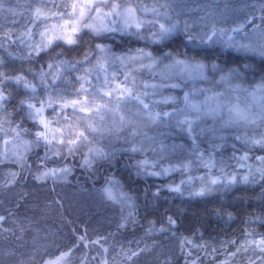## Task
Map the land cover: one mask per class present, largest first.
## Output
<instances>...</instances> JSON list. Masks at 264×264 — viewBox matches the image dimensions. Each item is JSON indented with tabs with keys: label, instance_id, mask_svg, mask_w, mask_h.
Instances as JSON below:
<instances>
[{
	"label": "trees",
	"instance_id": "16d2710c",
	"mask_svg": "<svg viewBox=\"0 0 264 264\" xmlns=\"http://www.w3.org/2000/svg\"><path fill=\"white\" fill-rule=\"evenodd\" d=\"M141 2L154 5L155 0ZM262 2L264 0H160L159 4L176 13L180 24L191 25L195 31L197 28V32L191 31L193 34L180 26L165 41L153 43L152 32L148 30L150 25L145 24L139 30V36L131 34L137 31L132 28L127 32L105 33L98 39L85 36L84 42L93 47L94 55H99L95 52V43L104 44L115 56H128L136 49H144L156 56L165 52L186 53L188 57L204 62L235 66L248 80H264V54L260 51L264 40L259 36L264 32V19H261L264 12L259 10ZM71 3L72 0H3L0 40L4 41V46L0 48V59L3 60L0 71L10 75L21 73L36 85L35 98H32V91L15 79L0 83L2 95L6 97L5 101H0L3 108L0 121L6 122L4 127L19 124L33 133L39 130L27 115V103L44 100L49 93L55 94L57 88L67 95L73 89L62 80L66 78L75 84V77L83 74L84 67H92H64L61 79L53 81L48 78V87H45L37 74L41 68L47 71V64L52 63L53 49L64 52L60 59L73 60L82 58L80 48L57 41L48 53L41 52L39 56L33 53L29 57L25 43L6 38L9 37L6 31L13 29L16 19L37 4L66 11L71 10ZM212 22L223 29L244 24V30L256 34L254 50L229 47L222 37L213 38L215 42H202L201 36ZM57 43L60 47H56ZM70 47L76 50L69 51ZM121 66L118 62L105 63L107 72L121 69ZM99 75L100 81L89 77L92 84L103 83V73ZM21 101L26 103L21 105ZM136 110L134 101L128 102L127 108L121 106L126 119H135L132 113ZM44 113L48 118L52 117V109L45 107ZM105 121L111 126L110 114L105 115ZM146 121V117L136 119L140 134L135 137L130 134L131 125L115 134L103 133L94 146L103 148L110 155L93 161L90 167L83 163L81 154L67 159L51 157L47 167L67 162L70 168L68 176L55 183L51 179L40 181L33 178L38 175L37 169L41 167L38 155L44 156L45 146L32 147L27 152L26 161L31 170L25 169L14 183L0 188V215L5 216L3 226L7 229L0 235V264H44L69 248L74 251L61 264H102L103 260H107V264H190L186 257L189 253L197 264H220L225 255L234 251L235 246L228 243L230 240H235L237 245L245 244V250L231 258L229 264H264V244H260L264 239V180L253 182L251 176L248 182L215 183L205 190V195L173 191L168 183L184 177L187 169L178 167L163 175H148L143 172L144 168L138 167V162L157 155L158 148L166 147L168 150L163 160H178L189 153L182 144L178 145V141L188 140V137L172 123L161 122L162 119L153 126H146ZM53 123L56 122L53 120ZM23 136L29 141L34 139L32 135ZM246 145L253 151V156L264 150L258 145L250 147L247 142ZM131 146L140 147L142 151H125ZM232 150L229 141L205 146V152L223 157L232 155ZM109 176L115 178L131 198V213H125L115 200L104 194L101 187ZM6 182L7 179H0V183ZM168 217L176 223L169 225ZM81 235L87 236V247L79 244ZM184 238L204 245V248H194L185 243ZM97 239L108 249L107 253L99 245H92L91 241ZM211 248H216L217 252L211 253ZM129 251H138L139 255L126 259L122 253ZM79 257L85 259L81 261Z\"/></svg>",
	"mask_w": 264,
	"mask_h": 264
},
{
	"label": "snow or ice",
	"instance_id": "6c2138e0",
	"mask_svg": "<svg viewBox=\"0 0 264 264\" xmlns=\"http://www.w3.org/2000/svg\"><path fill=\"white\" fill-rule=\"evenodd\" d=\"M159 3L160 0H155L153 7L149 9L141 0H135V4H133V0H72L70 5L71 11L67 13L68 19H63L60 25V34L55 32L57 27L55 24L52 25V35H48L47 32L39 31L38 29L36 33L40 37L38 41H31V29L23 34L31 41L25 45L29 49V57H31L33 53L36 56H39L41 52L48 53L49 48H52L53 44L57 41H62L63 44L68 46H76L81 50V59L65 60L60 59V57L64 56L63 51L57 52L53 49L54 54L50 55L52 63L47 64V71L41 68L40 72L37 74L40 83L45 87H48V78H51L53 81L61 79L63 76L62 68L64 67L76 68L78 65L81 67L92 65V67H84L83 74L75 77V84H72L71 81H68L66 78L62 80L63 83H67L69 87L73 89V91L69 92L67 95L64 94L63 90L57 88L55 94L49 93L46 99L39 101L40 107H37L33 103H27V115L35 122V125L39 129L34 133L30 129L21 127L19 124L15 125V127L9 124V127L6 128L4 127L6 122L0 121V140L3 141V144L7 145L9 143L8 140L4 139V137L8 135H11L17 141V144L13 145L11 155L8 154L7 150L0 151V163L11 159L13 163L18 164L22 169L30 171L31 169L27 166L25 153L31 150L32 147L44 145L45 153L44 156L40 158L41 167L37 169L38 175H34L33 178L40 181L51 179L52 182L55 183L58 179L66 177L70 169L67 167H47V162L51 157L63 156V158L67 159L68 157L81 154L84 157L83 163L90 167L93 161L97 159H106L110 155V153H106L103 148L94 146L95 142L103 133L115 134L121 128H127L131 125L130 134L135 137L140 134L137 131L138 125L136 124V119L143 120L144 117H147L149 123H155L161 119L162 115H171L168 112L161 114L155 111L154 106L157 103L156 101H152V107H150L149 103L145 102L144 97H146L148 93L140 90V87L137 85L135 73L143 69L153 70L157 65H160L161 67L158 74L162 83L143 84V88H151L155 92L158 88H181L180 83H166V81H169L173 76H181L182 79L207 80L208 77L205 75L206 69L210 68L213 72L218 70V65L215 63H205L202 60H197L195 57H188L186 53L165 52L162 56H156L152 52L145 51L144 49H136L135 55L115 56L111 54V49L104 44L95 43L94 49L99 55H94L93 47L84 42L85 36L98 39L103 37L105 33L114 31L127 32L132 28H135L137 31L131 34L137 36L141 35L139 30L145 24L155 26L159 23V21L155 19L160 15L159 8L156 7ZM160 6L165 7L166 5ZM64 7L67 8L69 5H64ZM0 8H3V0H0ZM137 9H139L140 13L145 15L151 11L153 19L145 20L139 18L136 15ZM259 10L264 12V2L259 4ZM9 11H11V9H9ZM54 15L63 18L65 12L61 11L54 13ZM111 17L119 18L122 27L117 29L110 26L115 25L117 22L116 19H109ZM39 19L40 14L39 10H37L35 20ZM45 19H47V17H45ZM261 19H264V17H261ZM35 20L33 23H35ZM176 27L177 25L175 23L167 27L164 24H159L158 30L152 33L153 43H161L168 39L175 32ZM207 27L208 31L201 36L202 42H215L213 38L218 40L220 37H226V42L229 47H235L245 51L254 50L251 44L241 43V39H253L247 32H244V24H238L236 27L230 29H223L217 28L215 22H212L209 23ZM186 28L187 25H185V29ZM229 33L242 35L233 36L229 35ZM259 36L261 40H264V32H261ZM6 38L10 40V37ZM191 38L192 37L189 36V39ZM17 39L20 40V43H25L24 39H21L19 35ZM3 46L4 41L0 40V48H3ZM56 47H60V45L57 43ZM75 50L76 48H69V51ZM260 51L261 54H264V43L260 44ZM93 60H95V64H93ZM165 60H167L168 63H164ZM102 61L105 63L118 62L125 67L126 70L123 72L122 79L119 83L116 82L117 78L115 73L109 74L106 70L105 63H102ZM2 64L3 60L0 59V65ZM53 69H55V71H53ZM220 71L223 70L220 69ZM99 73L104 74L103 83L92 84L89 77H94L97 81H100L101 76ZM230 75L231 73L221 76V81H227ZM5 78V73L0 71V83H2ZM15 80L23 82L26 88H31L33 93L32 98H35V85L24 80L22 76L15 77ZM213 99H215L217 103L214 108H209V113L211 114H215L221 109L218 97H208L203 102V107L208 108V101ZM5 100L6 97L0 94V101ZM169 100L175 103L176 98L165 97L162 102L168 103ZM131 101H135L137 106V110L132 113L135 119H126L125 115L121 112V106L127 108L128 102ZM183 101L185 104L184 111L191 109L197 114V118H199L202 105L193 103L187 92L183 96ZM25 103V101H21V105ZM45 107L52 109V118L55 120L56 124L59 125L58 127H51L52 121L43 118ZM69 109L71 110L70 112L67 111ZM2 110V104H0V111ZM229 112L234 113L236 119L248 120V116L236 105L229 108ZM108 114L112 117L111 126L105 121V115ZM262 119H264V117H262ZM180 123L186 125L185 130L191 133L194 123L193 120L186 118ZM22 135H32L34 139L31 141H24L22 140ZM250 143L259 145L261 149H264V136L259 140H252ZM18 146L22 147L23 151H20ZM125 151L138 152L142 151V148L131 146L125 149ZM234 159H237V164L240 168L247 169V174H241V181L248 182L249 176L253 177V182H256L257 179L264 180V156L255 157V159L259 161V164L255 166L246 163L249 160L247 153L242 154L238 158L234 157ZM155 166V163H150L148 160L138 162V167L144 169L149 167L154 168ZM208 166L215 165L210 162ZM167 171H169V169H162L161 172H147L146 174L161 175ZM224 175L225 177L231 176L229 183L236 182L235 173H225ZM17 176L18 173L10 171L8 173L10 179L6 183H0V188L7 187L8 184L14 183ZM218 182L219 178L210 181L212 184ZM172 190L179 192L180 188L176 187ZM105 192L109 199L117 198L112 194L111 190L106 189ZM193 194L205 195V188H201L199 192ZM130 199V197H124L125 202ZM5 219V216L0 215V235L7 230L3 226ZM167 222L169 225L176 223L171 217L167 218ZM160 230L163 231L165 229ZM78 241L79 244H83L87 247L88 238L86 235L79 236ZM184 242L191 244L194 248H204V245L193 243V241L188 238H184ZM91 243L94 247L99 245L104 253L108 252V249L103 247L99 239L93 240ZM228 243L235 246L234 251L225 255L224 260L221 261L220 264H229L231 258L245 250V244L243 243L237 245L235 240H230ZM79 244L76 245V247H78ZM260 244H264V239L260 241ZM73 251L74 248H69L66 252H60L54 259L47 260L44 264H61L62 261H65L71 256ZM140 251H143V249ZM216 252V248H211V253ZM122 255L130 260L133 256L139 255V252H123ZM79 259L83 261L85 258L79 257ZM93 259H95V257H93ZM113 260H115V257H113ZM102 264H107V260H103Z\"/></svg>",
	"mask_w": 264,
	"mask_h": 264
},
{
	"label": "rangeland",
	"instance_id": "374dc122",
	"mask_svg": "<svg viewBox=\"0 0 264 264\" xmlns=\"http://www.w3.org/2000/svg\"><path fill=\"white\" fill-rule=\"evenodd\" d=\"M145 5L149 9L153 7V4L145 3ZM160 5L161 4L156 5V7L159 8L160 12V15L155 18L159 21V23H157L158 27L150 25L148 28L150 32L154 33L155 31H157L159 28V24H164L167 27L175 23L177 25L176 28L180 26L185 28V25L183 23L180 24L175 12L173 14L171 13V10L167 9L169 8L168 6H166V8L161 7ZM56 9L58 8H48L43 4H37L36 6L32 7L28 13L23 15V17H18L16 19V22L13 23V29H8L6 31V35L9 36L11 40L14 39L16 41L18 40L17 36L19 35L21 39H24L25 44H27L31 41H38L40 39V37L36 34L38 29L39 31L47 32L48 35H52V25L54 24L57 26L55 32L60 34V25L62 24L63 19H68L67 13L71 10L69 8L66 11H63L65 12V16L63 18H60L54 15V13L61 12V9ZM37 10H39L40 14L39 20H35ZM136 15L139 18L145 20L153 19L151 11H149L145 15L140 13L139 9H137ZM45 17H47V19H45ZM109 19H116L117 21L115 25L110 26L118 29L122 27V23L119 18L111 17ZM34 20L35 23H33ZM237 25L238 24L234 26L231 25L230 28L236 27ZM187 27L188 28L186 29L188 32H197V28L195 31V29L191 25H187ZM29 29H31L32 33L31 41L28 39V37L23 35ZM244 32H247L253 39H241V43L251 44L252 47H254L256 45V39H254L256 38L255 32H248L246 30H244ZM252 33L255 36H253ZM229 35L241 36L242 34L229 33ZM222 38L226 39V37ZM135 54L136 52L130 55ZM164 63H168V61L165 60ZM205 63H215L216 65H218V70L216 72H213L210 68L206 69L205 75L208 77L207 80L188 78L182 79L181 76H173L169 81H166V83H180L181 88L179 89L165 87L158 88L154 92V90L151 88H143V84L162 83L161 78L158 74L161 67L160 65H157L153 70L143 69L135 73L137 77V85L140 87V90L146 91L148 93V95L144 97L145 102L149 103L150 107H152V101H156L157 103L154 106L155 111L162 114L164 112H168L171 114L169 116L161 117V119L163 120L161 122H165L167 124L172 123L177 128L182 130V132L188 137V140L180 139L178 141V145L182 144L181 146H183L184 149L189 152H187L188 154H186V156L178 160L166 162V160H163V156L166 150H168V147L158 148L156 151L157 155H154L151 158H147L150 163H155L156 166L154 168L149 167L143 170L144 173H147L161 172L162 169H169V171L166 172L168 173L178 167L187 169L188 171L184 175V177H180L176 180H171L168 183V186L172 188L179 187V192H199L201 188H205V190H207L209 187H212V185H214L210 183V181L217 178H219L220 183H227L231 179V176L225 177V173H235L237 182L241 180V174H247V169L240 168L237 164V159H234V157L238 158L242 154L247 153L249 156V160L246 163L255 166L259 164V161H257L255 157L264 156V150H260L261 153H257V155L254 154L253 156V151L246 148V142L251 147L253 145L252 143H250L252 140H259L262 136H264V119H262V117H264V87H262L264 86V80H248L235 66H232L231 68L219 65L216 62ZM121 67V69L113 70V72H108L109 74L115 73L117 83H119V81L122 79V74L126 70L124 66ZM220 69H222L223 71H220ZM1 71L4 72L3 70ZM229 73H231L229 79L227 81H221L220 77L228 75ZM17 76H22L24 80L30 82V84L32 85H35L21 73L13 75L5 73V80L15 79V77ZM18 83H21L23 85V82ZM29 89L31 90V88ZM186 92L189 94L190 99L193 103L202 105V111L199 115V118H197V114L191 109L184 111L185 104L183 101V96ZM0 94H2L1 90ZM165 97H175V103H173L171 100H169L168 103H163L162 101ZM208 97H218L221 109L215 114L209 113V108H214L216 106L217 101L215 99L208 101V108L203 107V102ZM30 103H33L37 107H40L39 102ZM134 103L136 104L135 101ZM233 105L239 107V109H241L245 113V115L248 116L247 121L236 119L235 114L229 112V108H231ZM68 111L70 112V109ZM43 118L46 120H51V127L55 128L56 123H53L52 117H50V119L47 117V115H45V113H43ZM186 118L194 121L191 133L185 130L186 125L180 123ZM146 122V126H153L154 124L149 123L148 120ZM4 139L8 140L9 143L7 145H4L3 141L0 140V151L7 150L8 154L11 155L13 145H16L17 141L11 135L5 136ZM22 140L29 141L23 135ZM224 141H229L232 145V151L234 153H232V155H230L229 157H223L221 156V154L214 155V153H208L207 151V153L205 152V146L207 147L208 145L209 147L214 144L217 146V144H220ZM18 149L20 151H23L22 147L18 146ZM27 152L25 153L26 161L28 158ZM39 158H41L40 155H38V162H40ZM143 160L144 159H142L141 161ZM210 162L215 166H208ZM63 167L69 168L67 162L56 165L52 168ZM10 171L17 172L18 176H22L25 173V169H22L18 164L13 163L11 159L5 160L3 163H0V179H7L8 181L10 179V177H8V173ZM66 177H62L58 179V181H60L61 179H65ZM189 179L191 180L189 181ZM192 185L195 187H192ZM101 188L106 196L107 193L105 192V190H111L112 194L117 197L113 200H115L120 205V207L124 209L125 213H131V199L127 202L124 201V197H128V195L119 187L115 178H113L112 176L106 178L105 183H103ZM186 257L190 260V264H197L196 259L190 253Z\"/></svg>",
	"mask_w": 264,
	"mask_h": 264
},
{
	"label": "bare ground",
	"instance_id": "6f19581e",
	"mask_svg": "<svg viewBox=\"0 0 264 264\" xmlns=\"http://www.w3.org/2000/svg\"><path fill=\"white\" fill-rule=\"evenodd\" d=\"M26 177H28V176H26ZM26 179H27V178H26ZM26 179H25V180H26Z\"/></svg>",
	"mask_w": 264,
	"mask_h": 264
}]
</instances>
